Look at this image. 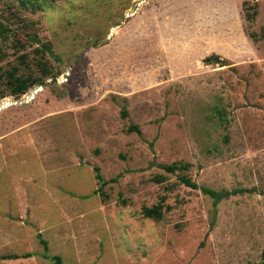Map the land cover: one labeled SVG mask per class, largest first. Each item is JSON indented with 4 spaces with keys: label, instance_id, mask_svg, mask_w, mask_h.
<instances>
[{
    "label": "rangeland",
    "instance_id": "374dc122",
    "mask_svg": "<svg viewBox=\"0 0 264 264\" xmlns=\"http://www.w3.org/2000/svg\"><path fill=\"white\" fill-rule=\"evenodd\" d=\"M31 1L0 0V264L263 260L264 0Z\"/></svg>",
    "mask_w": 264,
    "mask_h": 264
},
{
    "label": "trees",
    "instance_id": "16d2710c",
    "mask_svg": "<svg viewBox=\"0 0 264 264\" xmlns=\"http://www.w3.org/2000/svg\"><path fill=\"white\" fill-rule=\"evenodd\" d=\"M30 1L31 4H34V2H32L31 0H23V2H27ZM254 14L249 15L248 19L251 20L253 18ZM0 34H2L3 36H5V31L4 28H2V24L0 23ZM33 40H38L36 39V37H33ZM42 47L45 48L48 52H52V45L51 43H42ZM219 57L216 54H212L208 57H206L204 59L205 63H214L216 60H218ZM44 66H46V63H42ZM51 75V71L50 69H48L47 67H45L42 71V75L41 76H36L33 73H29L28 75H18L16 72L14 71H10L9 72V76H10V85L11 87V92L12 94L15 95H20L22 93H25L28 89H30L31 87H34L36 85H43L45 84V78L49 77ZM3 75L0 73V78ZM2 96H0L1 98ZM126 111H123V115H126ZM135 129L136 127H131V129ZM180 163H173V164H163L162 167L163 169H165L168 172H175L176 170L181 168V165H179ZM95 176L96 179L102 183V185H105L107 183V180H105L102 176V174L100 173V170L98 167H95ZM181 181L190 187L193 188H198V184L193 181L191 178L185 176V175H181L180 176ZM157 180L159 182L163 181V177L161 176H157ZM203 191L206 193L211 194L212 196L216 197V200L221 199L224 196V193L221 192H216L208 187H203ZM239 191L234 190V193H237ZM226 194H229V191H226ZM124 204H127V200L124 199L123 200ZM144 215L145 217H149V218H154V219H161L163 217V213L161 212V210L159 208L157 209H152V208H146L144 210ZM41 243L44 244L46 251L48 250V242L41 238L40 239ZM30 256V253L27 254H23V255H6L3 258H18V257H28ZM46 257H48L49 259H51V261H54L55 264H66L65 261L63 260V258L56 254V255H48L45 254ZM245 264H264V259L258 262H254V263H245Z\"/></svg>",
    "mask_w": 264,
    "mask_h": 264
},
{
    "label": "crops",
    "instance_id": "0c3cea01",
    "mask_svg": "<svg viewBox=\"0 0 264 264\" xmlns=\"http://www.w3.org/2000/svg\"><path fill=\"white\" fill-rule=\"evenodd\" d=\"M32 254L30 253V256H31ZM30 256H28V257H30ZM18 258H20V257H18ZM22 258V257H21Z\"/></svg>",
    "mask_w": 264,
    "mask_h": 264
}]
</instances>
